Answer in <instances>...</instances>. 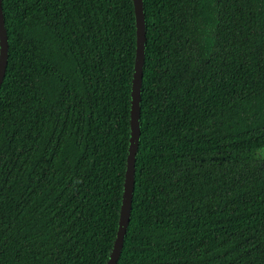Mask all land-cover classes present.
I'll return each mask as SVG.
<instances>
[{"label":"trees","instance_id":"16d2710c","mask_svg":"<svg viewBox=\"0 0 264 264\" xmlns=\"http://www.w3.org/2000/svg\"><path fill=\"white\" fill-rule=\"evenodd\" d=\"M116 264H264V0H142ZM0 264H107L129 147L132 0H1Z\"/></svg>","mask_w":264,"mask_h":264},{"label":"water","instance_id":"95a60500","mask_svg":"<svg viewBox=\"0 0 264 264\" xmlns=\"http://www.w3.org/2000/svg\"><path fill=\"white\" fill-rule=\"evenodd\" d=\"M134 6V21L136 28V48L135 60L132 76V87L130 97V115H129V147L126 157V170L122 187V199L120 205V217L118 230L114 241L113 249L107 264H116L120 250L123 244V238L128 224L129 210L131 206L134 158L138 145L139 123H140V82L142 76V64L145 52V26L142 0H132ZM7 38L4 30L3 16L0 0V84L4 76V70L7 62Z\"/></svg>","mask_w":264,"mask_h":264}]
</instances>
